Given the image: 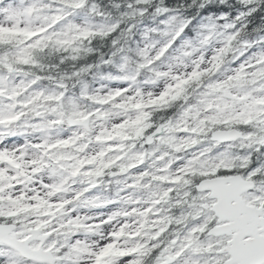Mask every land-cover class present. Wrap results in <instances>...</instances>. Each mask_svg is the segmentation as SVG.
I'll return each mask as SVG.
<instances>
[{
	"label": "snow or ice",
	"instance_id": "obj_1",
	"mask_svg": "<svg viewBox=\"0 0 264 264\" xmlns=\"http://www.w3.org/2000/svg\"><path fill=\"white\" fill-rule=\"evenodd\" d=\"M86 2L56 0L53 8L46 0H0V264H264V50L226 67L237 44L250 46L240 31L147 101L174 109L159 124L142 112L96 136L130 140L154 129L147 143L155 147L119 173L148 157L155 164L125 183L132 191L120 207L106 215L80 211L115 202L88 193L122 157L80 155L86 145L68 150L79 137L56 134L65 122L58 110L64 93L39 85L52 79L42 74L49 52L91 35L68 20ZM17 135L23 143L6 142Z\"/></svg>",
	"mask_w": 264,
	"mask_h": 264
},
{
	"label": "clouds",
	"instance_id": "obj_2",
	"mask_svg": "<svg viewBox=\"0 0 264 264\" xmlns=\"http://www.w3.org/2000/svg\"><path fill=\"white\" fill-rule=\"evenodd\" d=\"M196 3L197 0L190 3L188 0H175V5H166L165 0H96L89 19L83 24L91 35L77 37L67 51L48 53L47 62L51 65L48 76L59 81L62 85L59 91L64 93L58 110L65 114V122L56 129V134L78 136L76 145L68 150L75 152L81 145H86L80 155L104 151L101 160L122 157L105 170L101 179L119 172L121 164L137 163V153L155 147L147 143L151 129H146L144 136L130 140L114 136L112 140L97 141L96 136L108 135L113 125L133 120L142 112L152 113L145 122L160 123L166 113L147 105V101L159 96L168 84L173 83L172 76L190 71L193 61L203 55H196L195 46L187 50L181 48L177 54V49L171 45L185 22L168 15L166 23L169 27L161 28L165 22L161 16L169 6L192 8ZM117 4L126 5V8L114 6ZM149 20L155 27L145 30L141 23ZM166 44L169 46L160 54ZM165 73L167 75H163ZM117 90L121 95H114ZM137 101H143L145 106L140 109L132 107ZM80 113L90 114L89 119L77 122ZM69 118L73 123H68ZM122 131L131 134L130 128ZM146 143L147 148L144 147ZM120 144L125 147L118 148ZM146 161H150L148 167L155 164L153 157Z\"/></svg>",
	"mask_w": 264,
	"mask_h": 264
},
{
	"label": "trees",
	"instance_id": "obj_3",
	"mask_svg": "<svg viewBox=\"0 0 264 264\" xmlns=\"http://www.w3.org/2000/svg\"><path fill=\"white\" fill-rule=\"evenodd\" d=\"M94 2H96V0H87L84 8L77 9L75 11L79 15L85 16L89 19L92 12L90 6L93 5ZM190 2L191 0H188V3ZM165 3L166 5H175V0H165ZM114 6L126 8V5L122 4H117ZM241 9H243L244 11H248V13L245 14L244 21L242 23H239L241 26L239 30L241 33L240 40L255 39L264 36V0H250L247 5H244L241 0H227L222 4L219 2L214 3L213 0L207 3H203V0H197V3L193 5L192 8H188L187 6H185L184 8H179L178 6H169L167 14H162L161 19L163 17H167L168 12L170 14H174L177 17L178 21L190 23L189 26H187L184 30V33H187L193 28L195 22L198 21V19H200L204 14L213 12L217 15L222 11H226L228 13V16H232L234 13L240 11ZM152 23L154 22L151 20L146 22L142 21L141 27L150 25ZM262 44L264 45V41L262 42ZM238 45L239 44H237V46ZM235 56L236 53H229L227 57V64L225 66H228L230 62H234L236 59ZM47 61L48 58L46 59L45 63L49 64ZM50 68H45L42 74L48 76ZM41 83L45 85V88L48 91L60 90L58 80L53 81L45 79L41 81ZM172 111H174V109L165 110L164 112L166 113V115L164 117H166ZM137 147H139V145H137ZM144 147L147 148L148 146L145 144Z\"/></svg>",
	"mask_w": 264,
	"mask_h": 264
},
{
	"label": "rangeland",
	"instance_id": "obj_4",
	"mask_svg": "<svg viewBox=\"0 0 264 264\" xmlns=\"http://www.w3.org/2000/svg\"><path fill=\"white\" fill-rule=\"evenodd\" d=\"M11 3H15V2H11ZM165 24H166V27H169V25L166 23V20H165ZM205 36H208V34L205 33V34H203L201 36L199 35V37L196 40H192V39H190L188 37L181 38L180 43H179V47L177 48V54H179V50L181 48H184L185 50H187V48L195 46L197 48L196 55H199V54L202 53L206 60L209 59L214 54V52L219 47L222 46V44H221L220 35L217 34L216 37H215L216 43L213 46H211V47H206L204 45L205 43H201V41L204 39ZM261 50H264V49H261ZM24 139H25V137L24 138L7 137L6 138V142L9 143V144H12V143H23ZM121 182L124 183V184L125 183L131 184L132 179L125 177V180H123ZM123 187L124 186H121V189L113 196V198H111L108 195L101 194L100 192H91L90 191V193H88L89 196H99L101 199H106V200L115 201V202L114 203H109L107 205H103V206L97 207V208L80 209V211L87 212L90 215H99V214L106 215V214H108L110 211L115 210L117 207L121 206V201L119 199L121 196H124V195L130 193V192H128L129 191L128 188L122 189Z\"/></svg>",
	"mask_w": 264,
	"mask_h": 264
}]
</instances>
